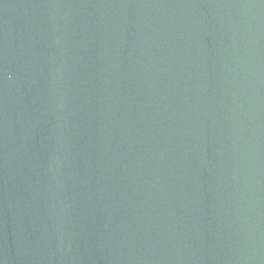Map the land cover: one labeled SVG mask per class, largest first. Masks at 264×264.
I'll return each mask as SVG.
<instances>
[{"label":"water","instance_id":"1","mask_svg":"<svg viewBox=\"0 0 264 264\" xmlns=\"http://www.w3.org/2000/svg\"><path fill=\"white\" fill-rule=\"evenodd\" d=\"M0 264H264V0H0Z\"/></svg>","mask_w":264,"mask_h":264}]
</instances>
